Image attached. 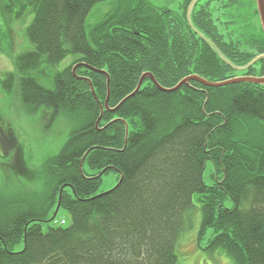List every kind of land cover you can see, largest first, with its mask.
Instances as JSON below:
<instances>
[{
  "label": "trees",
  "instance_id": "1",
  "mask_svg": "<svg viewBox=\"0 0 264 264\" xmlns=\"http://www.w3.org/2000/svg\"><path fill=\"white\" fill-rule=\"evenodd\" d=\"M102 1H0L8 22L33 15L26 30L31 49L16 57L3 88L17 89L28 112L41 110L49 126L62 115L79 121L38 170L16 169L18 188L0 190V264H179L177 245L191 225L195 195L200 239L212 231L207 250L225 253L232 264H264V85L216 88L191 80L165 92L146 79L116 111L105 109L96 126L98 100L105 105L110 93L115 109L145 73L164 88L194 75L211 82L264 76V58L242 74L231 66L264 55L260 19L255 39L242 42L220 31L207 7L212 0L191 13L193 0H183L179 11L117 0L88 30L87 17ZM238 4L224 0L221 8ZM69 55L72 62L57 69ZM78 64L106 71L110 92L104 74L86 66L74 74ZM13 140L20 162L22 144ZM209 163L212 185L204 180ZM106 168L119 172L118 183L123 179L98 195ZM61 209L72 217L67 227L57 223Z\"/></svg>",
  "mask_w": 264,
  "mask_h": 264
},
{
  "label": "rangeland",
  "instance_id": "2",
  "mask_svg": "<svg viewBox=\"0 0 264 264\" xmlns=\"http://www.w3.org/2000/svg\"><path fill=\"white\" fill-rule=\"evenodd\" d=\"M1 1V0H0ZM117 0H105L97 3L89 13L86 25L89 30L91 27L100 23L103 17L111 10ZM183 0H150V2L161 8H169L173 11H179ZM210 0H193L190 5L192 8H202L207 6ZM243 6L233 8H221L224 0H212L209 10L212 12L216 24L221 32H235L233 40L246 42L248 39H255V34L260 31V17L255 13L252 0H240ZM239 2V1H238ZM257 3V2H256ZM257 6V5H256ZM251 10V16H250ZM33 15L27 13L20 19L11 22L5 20L0 10V190L13 191L18 188L17 168L27 165L31 169H37L50 156L60 151L70 132L79 124L78 120L70 119L62 115L51 126L44 113L40 110L36 113H29L26 106L22 105L18 98L17 89L14 93H8L2 84V80L7 72L15 69V59L18 55L31 49V43L26 34L27 27L32 21ZM219 19V20H218ZM255 22V26H251ZM229 40V36H226ZM246 39V40H245ZM221 54V53H220ZM222 58L224 56L221 54ZM261 56L255 57L247 66H231L240 74L241 70L253 65L261 59ZM73 56L69 55L63 60L57 69H63L68 66ZM224 60H226L224 58ZM53 69L47 68V73L52 74ZM49 128V129H48ZM13 135L19 144H22L23 153L21 160L17 162L14 158L17 152V145L14 144ZM38 170V169H37ZM20 171V170H19ZM88 174H95V170L88 165L85 166ZM119 172L115 169L109 170L102 176V181L97 190V194L108 192L118 184ZM204 180L207 185H212L215 179L212 175V165L209 163ZM20 183V182H19ZM231 204V203H230ZM201 203L198 195L194 196V208L190 213L191 225L186 229L178 242L177 254L179 264H232V260L225 253L220 251L209 252L207 244L211 238L210 230L200 239L201 230ZM65 221L64 224H62ZM58 225L69 226L72 223L70 213L61 209L57 217ZM56 223V224H57ZM23 249V242L15 246V251Z\"/></svg>",
  "mask_w": 264,
  "mask_h": 264
},
{
  "label": "water",
  "instance_id": "3",
  "mask_svg": "<svg viewBox=\"0 0 264 264\" xmlns=\"http://www.w3.org/2000/svg\"><path fill=\"white\" fill-rule=\"evenodd\" d=\"M256 2H257V7H258V12H259L260 21H261V26H262V29H263V32H264V0H256ZM261 58H264V55L261 56ZM80 66H86L87 68L92 69L93 71H96V72H99V73L104 74V75L107 77L108 90H109V92H110V87H109V85H110V76L108 75V73H107L106 71L95 69V68H93V67H91V66H88L87 64H78V65H76V66L74 67V69H73L74 74H76V70H77V68L80 67ZM79 79H83V80L88 81L89 84H90V86H91V91H92V93L94 94V96H96V95H95V91H94V86H93L92 83L89 81V79L82 78V77L79 78ZM146 79H150L154 84H156V85L159 87V89H161L162 91H165V92H174V91H177V90H179L183 85H188V84L190 83L191 80H196V81L202 83V84L205 85V86H208V87H216V88H217V87L228 86V85H231V84L241 83V82H249V83H255V84H262V85H264V76H262V77L240 76V77H235V78H232V79H229V80H226V81H222V82H211V81H208L207 79L202 78V77H200V76H198V75H194V76H189V77H187V78H184V79H183L182 81H180V82L178 83V85L175 86L174 88H164V87H162V86L158 83V81L156 80V78L154 77L153 74H151V73H145V74H143L142 77L140 78V81H139V83H138V85H137V88L134 90V92H132L130 95H128L126 98H124V99L121 101V103H120L115 109H110V107H109V103H108V102H109V98H110V93L108 94V97H107V100H106L105 105H101V103H100L99 100H98V103L100 104V108H101V116H100V118H99V120H98L96 126L99 127V123H100V121H101V119H102V115H103L105 109H107V110H111V111H116V110H117V109H118V108H119V107H120V106H121V105H122L127 99L133 97L134 95H136V94L140 91V89H141V87H142V85H143V83H144V81H145ZM95 98H97V97H95ZM115 121H117V119L114 120V121H112L111 123H113V122H115ZM111 123H109V124H111ZM126 130H127V135H128V132H129V126H128L127 123H126ZM89 152H90V150L87 152V154H88ZM87 154H86V155H87ZM86 155L84 156V158H83V160H82V164H83V162H84V160H85ZM82 164H81V168H80L81 171H82ZM107 170H108V168L104 169V170L101 172V174H100L99 176L103 175ZM122 179H123V175H121V180L119 181V183H118L117 185H119V184L121 183ZM59 207H60V205L58 204V206H57V210H56V213H55V215H54L53 218L56 217L57 212H58V210H59Z\"/></svg>",
  "mask_w": 264,
  "mask_h": 264
},
{
  "label": "bare ground",
  "instance_id": "4",
  "mask_svg": "<svg viewBox=\"0 0 264 264\" xmlns=\"http://www.w3.org/2000/svg\"><path fill=\"white\" fill-rule=\"evenodd\" d=\"M256 5H257V3H256ZM257 7V6H256ZM257 11H258V7H257ZM258 14H259V12H258ZM261 22V21H260Z\"/></svg>",
  "mask_w": 264,
  "mask_h": 264
}]
</instances>
